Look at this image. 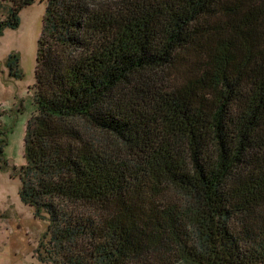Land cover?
<instances>
[{
	"label": "trees",
	"instance_id": "16d2710c",
	"mask_svg": "<svg viewBox=\"0 0 264 264\" xmlns=\"http://www.w3.org/2000/svg\"><path fill=\"white\" fill-rule=\"evenodd\" d=\"M12 1L0 35L46 2L14 172L38 260L264 264V0Z\"/></svg>",
	"mask_w": 264,
	"mask_h": 264
},
{
	"label": "rangeland",
	"instance_id": "374dc122",
	"mask_svg": "<svg viewBox=\"0 0 264 264\" xmlns=\"http://www.w3.org/2000/svg\"><path fill=\"white\" fill-rule=\"evenodd\" d=\"M12 4V0H0V20L7 18ZM45 7V1H36L23 8L19 27L6 28L0 35V106L4 109L11 108L14 97L19 104H22L20 100L27 102L30 98L27 92L35 80L38 38ZM12 52L20 55L23 78L9 75L6 61ZM28 109L21 108L20 112L26 113ZM10 120L12 125L16 123L13 117ZM1 127L5 132L2 136L7 137L8 142L9 128L3 123ZM23 143L21 141L16 149H11L15 155H0V264H47L38 260L36 249L48 221L36 217L34 207L21 201L20 180L14 174L25 163Z\"/></svg>",
	"mask_w": 264,
	"mask_h": 264
},
{
	"label": "crops",
	"instance_id": "0c3cea01",
	"mask_svg": "<svg viewBox=\"0 0 264 264\" xmlns=\"http://www.w3.org/2000/svg\"><path fill=\"white\" fill-rule=\"evenodd\" d=\"M27 95H29L30 97L27 102L25 100H20L22 104H19V102L16 100L17 98L14 97L11 108L4 109L3 106H0V123H3L9 128V131L7 132L8 142L5 148V154L7 156L15 155L14 151H12L11 149H16L17 144H19L21 141L24 142L27 121L35 110L31 97V91H28ZM27 107L29 108L28 112H20L21 108L25 110L27 109ZM8 114L11 115L10 118L13 117L14 119H16V123L13 124L16 126L15 128L12 127L13 125L11 124V120L8 117Z\"/></svg>",
	"mask_w": 264,
	"mask_h": 264
}]
</instances>
